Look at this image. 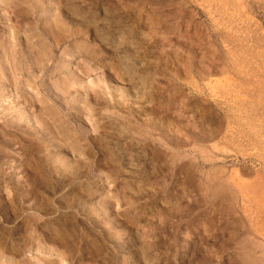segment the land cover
<instances>
[{"label":"rangeland","instance_id":"1","mask_svg":"<svg viewBox=\"0 0 264 264\" xmlns=\"http://www.w3.org/2000/svg\"><path fill=\"white\" fill-rule=\"evenodd\" d=\"M0 264H264V0H0Z\"/></svg>","mask_w":264,"mask_h":264},{"label":"bare ground","instance_id":"2","mask_svg":"<svg viewBox=\"0 0 264 264\" xmlns=\"http://www.w3.org/2000/svg\"><path fill=\"white\" fill-rule=\"evenodd\" d=\"M39 25V24H38Z\"/></svg>","mask_w":264,"mask_h":264}]
</instances>
